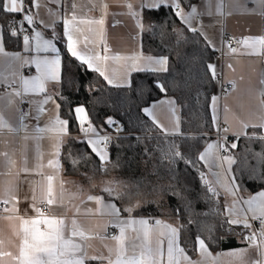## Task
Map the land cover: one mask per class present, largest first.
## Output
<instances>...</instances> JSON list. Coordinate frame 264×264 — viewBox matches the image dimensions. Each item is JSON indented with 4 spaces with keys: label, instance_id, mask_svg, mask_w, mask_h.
Returning <instances> with one entry per match:
<instances>
[{
    "label": "crops",
    "instance_id": "1",
    "mask_svg": "<svg viewBox=\"0 0 264 264\" xmlns=\"http://www.w3.org/2000/svg\"><path fill=\"white\" fill-rule=\"evenodd\" d=\"M37 3H39L41 7L31 8V12L34 15V22L32 25L28 26L31 30L35 28L36 31L40 32L44 39H52L53 43L56 44V47L59 50V55L61 51L58 42L59 38L63 39L67 51V38L63 36L64 10L70 9L73 3L76 4L75 12L78 20L99 19L104 14L103 5H108V15L105 16L104 29L105 42L110 49L109 55H115L117 53L121 55H129L133 52H142L145 54L141 47L142 30L136 28V19L123 14L128 10L126 6L118 3L117 0H61V5L59 6L53 5L51 0H37ZM192 5L197 8V12L200 14L192 21V26L198 30L196 33L202 37L209 48L216 53V56L212 61V64L216 67V76L217 74H221L222 83L232 84V90L230 93H221L220 84L216 81V77L214 79L216 87L213 95L217 97V101L213 108L211 99L210 109L212 120L213 116H215V124L213 125L216 129V133L214 138L208 143L217 144L229 140L231 145V143L236 142L237 131L240 129L242 122L257 123L259 122V117L264 115V111L260 108V100L264 99V96H261V93L264 92V84L260 83V81L264 79V50H261L259 53H252L250 49L240 43L237 51L232 52L227 50L224 46V38L226 36H235L243 40L245 37L255 38L264 35V0H196ZM49 9H51V12ZM134 10L140 13L138 19L142 21L144 9L134 6ZM185 11H191V7ZM53 13L60 14L57 16L53 15ZM12 16H15V14ZM116 21H120V23L116 24ZM179 21L183 26L190 30L188 25H185L180 19ZM45 23L49 26L45 27ZM98 27V25L88 24L74 25L73 39L77 41L76 46L79 51H100L103 55L104 43H100L99 37L96 35L95 31H89V28L98 29ZM53 32H55V39L53 38ZM3 37L4 30L0 24V43L4 42ZM32 44L34 45L35 41H32ZM5 51L9 53L18 52L20 56L29 60H31L33 56H48L51 58L55 55V53L51 52H25L23 40H19V49L17 51H8L6 48ZM221 51H223L225 55L223 59L218 56V53ZM122 64V61L118 62L109 60L107 62V75L113 80V84H108L104 77H102L106 84L112 87H117L115 85H123L122 87H127L129 85L131 75L136 72L125 73ZM19 65V61H13L9 57L0 55V116H2L4 121H6L12 128H19L21 123V113H30L29 118L24 120V124L27 125L26 130L9 132L7 128H0V199L7 198L2 194L8 187L11 188L12 195L17 197V200L10 201L7 207L15 206L19 209V212L15 214L21 216H35V213L29 207L33 203V195L36 196V202L39 206L41 200V186H46V176L52 175L54 178L53 184L57 203L51 206L52 211L50 215L55 214L58 217H63L68 223H70L72 219H76L86 234L93 237L83 241L76 238L77 242L84 246L85 264H107L106 258L109 256L108 247L114 246L115 244L111 238L107 237V233L110 229H115V235H119V228L113 226V223L111 222L112 217L105 215L103 212L104 206L107 204H114L116 208L121 210L120 219H161L164 224H171L173 227L180 228L179 220L172 216L135 215L133 212L129 214L124 211L127 207L122 206V203H117L116 197L112 195L110 196L106 189H101L96 186L94 179L88 180L86 178L87 174L82 177H71L66 175L61 157L69 138L72 137L70 131L66 134L59 135L60 169L56 170L48 167V160L55 159L52 153L55 151L53 144L55 143L57 134L54 132H37L36 129L45 128L49 124L50 119L55 120L57 116L60 118L59 108L57 109L52 102V100H54L55 103L58 104L57 98L59 96L60 83L47 81L43 93H28L24 97V102L22 103L19 102L20 98L13 97V104L9 106L7 103L8 97L5 96L4 87L7 85L3 83L4 78L7 77L9 80L13 79L11 73L17 70L19 76L25 78L37 74L34 64L29 63L23 67H20ZM229 65H231V67H229ZM26 67L30 68L33 73H24L23 68ZM95 73L99 75L98 72ZM16 79L18 80V77H16ZM14 89L22 91V86L19 82L9 88L7 92L11 93ZM49 96L52 97V100H49L46 104L42 103L46 97ZM168 98L170 97L165 96L160 100ZM160 100L152 102L147 107H151L153 103H157L156 108L164 118V122L161 124L171 129L173 124L178 123L179 132L169 135L180 134V116L175 113V117L171 118V106L160 105L158 103ZM29 101H31V103H29ZM225 106H227L228 111H225ZM39 107H43L44 111L42 113L37 111ZM153 111L155 114L156 111L154 109ZM37 115L40 117L39 120L35 119ZM148 118L151 120L150 117ZM176 118H178V121ZM225 128L229 129L227 133L224 132ZM157 129L164 134L159 128ZM250 129H252L251 126L243 129L244 134L239 135V138L250 134ZM261 130L264 135V129ZM25 136L28 138L25 139ZM82 136L85 137L87 141L90 138H97V134L92 132L87 133V135L83 133ZM89 147L91 149L90 145ZM4 153H7L8 158L15 161V166L11 169L3 155ZM219 154L221 156L231 155L229 151L224 152L222 149L219 150ZM25 161H27L26 164ZM201 162L206 170L207 180L215 191L217 193L219 192L224 197V218L242 219L243 214H240L239 217H232L231 213L227 210L232 208L234 201H238L236 205L237 209L243 208L246 212L247 205H245L243 201L256 193L247 194L241 191L236 183L238 188L236 195H229L224 187L215 182L216 178L213 173L221 171V169L216 166V163L218 162L213 163L211 167L206 161L201 160ZM37 164H42L43 168L37 169ZM233 165L230 166L231 175L225 176L226 181L235 180ZM25 166L30 170L28 173L21 171ZM224 170H229L227 164L224 165ZM99 177L101 178L102 176L99 175ZM62 182L64 205H61L59 202L62 191ZM33 189H35V192ZM88 195L99 196L102 203L97 205L94 200H87ZM1 204L3 203H0V205ZM77 207L79 208V212L76 211ZM97 207L101 209L100 213L96 212ZM88 209L92 210L91 214L87 213ZM8 215H14V213H5L3 209L0 208V232H2L4 238H11L18 243V240L12 235V222L3 219V217ZM247 215L248 217H251V213H248ZM105 224L107 225L106 229L102 227ZM150 225L155 226V223ZM96 233L107 237V239H100ZM126 235L134 237L136 234L129 229L126 232ZM244 237L240 239L241 245L239 247L227 250L212 251L205 242L211 253L210 258L202 256L196 244V255L194 258L188 254L186 249L185 251L190 260L199 261L200 264H241L242 260L247 262L249 259L259 258L255 247L250 245ZM180 246L183 247L181 243ZM163 249L166 258V237L164 238ZM5 250L16 251V249L10 245H6ZM242 250H247L243 257L232 255L233 253ZM92 257H105V259H91Z\"/></svg>",
    "mask_w": 264,
    "mask_h": 264
},
{
    "label": "trees",
    "instance_id": "2",
    "mask_svg": "<svg viewBox=\"0 0 264 264\" xmlns=\"http://www.w3.org/2000/svg\"><path fill=\"white\" fill-rule=\"evenodd\" d=\"M195 1L183 0L181 5L187 10L188 5ZM6 19V14L0 13V21ZM149 21L157 25L166 21L165 31L170 33L175 26L180 35H168L161 41L159 27L153 32L142 31V51L154 57L167 56L168 71L133 73L127 87L109 86L97 73L90 70L85 72L86 66L81 67L80 62L67 53L63 39H58L62 76L57 98L59 115L69 120V131L72 134L61 157L64 172L71 177H82L89 173L104 178L112 176L123 185V197L125 195L131 202L140 203L133 211L135 215H167L177 218L181 229L180 243L192 258L196 255L197 236L204 239L212 251L239 247L240 239L252 234L251 229H245L242 224L219 226L225 220L224 197L216 191V194L208 193V185L204 184L200 175L203 172L207 179L199 156L216 133L210 109L216 83L207 70L208 63H212L216 53L198 33L183 26L167 8L154 13L144 10L142 22L147 25ZM0 24L4 36L5 32L10 36L5 44L6 50L17 51L18 36H11L5 23ZM157 82L165 85V93L155 87ZM165 96L172 97L179 108L180 134L165 136L142 111L144 107ZM78 106H83L88 115L84 127L91 123L98 134L114 132L105 123L108 117L122 125L120 136L112 139L107 150L108 162L104 169L100 167L99 157L91 152L86 138L79 131L80 125L74 112ZM249 133L236 139V149L230 147L229 140L223 143L237 161L233 165V174L239 189L254 194L264 190V179L260 178L264 173V141L259 139L263 135L261 129L252 128ZM253 134L254 138L249 139ZM173 145L183 154L184 159L173 160L171 165L165 160L161 165V150L168 151ZM69 150L73 156L84 154L88 157L76 165V170L66 159ZM169 167L177 178L173 182L174 186L181 190V194L174 195L171 190L163 192L162 203L165 205L164 213L167 214H161L156 203L161 196L153 193L152 189L159 185L167 188L171 179ZM116 202L121 204L124 201L116 198ZM207 227L213 228L212 238L209 237Z\"/></svg>",
    "mask_w": 264,
    "mask_h": 264
},
{
    "label": "snow or ice",
    "instance_id": "3",
    "mask_svg": "<svg viewBox=\"0 0 264 264\" xmlns=\"http://www.w3.org/2000/svg\"><path fill=\"white\" fill-rule=\"evenodd\" d=\"M118 3L126 6L127 12L123 13L134 19H136V28L153 32L159 27V35L161 41L168 35H180L179 30L173 26L171 32H166L167 27L166 21L157 25L154 21H149L147 25L143 23L138 17L140 13L134 10V6H138L141 9L147 10L149 13H154L156 10L161 8H167L172 15L176 18H179L185 25H188L192 32H197L198 30L192 26V21L195 20L198 15L197 8L194 5L189 4L191 11L186 12L184 8L181 7L183 0H117ZM53 5H61V0H51ZM41 5L37 3V0H0V13L6 14L8 19L12 18V15L15 14L17 19H23L27 25H32L34 22V15L31 12V8H40ZM76 4L73 3L70 9L64 10V19H63V36L67 38V53L71 57L80 61V66L85 68V72L92 70L98 72L101 77L108 82V84H113V80L107 75V62L112 61H122V67L125 73L130 72H152V73H163L168 71V57L160 56L154 57L152 55H145L142 52H133L129 55H121L119 53L115 55H109L110 49L107 47L105 42V16L108 15V5H103L104 14L99 19H77L75 12ZM51 12V9H49ZM23 13L22 17L20 14ZM60 13H53V15H59ZM167 16V13L165 14ZM43 22V21H42ZM0 23H6V21H0ZM116 24L120 21H116ZM77 24H88V25H98V29L89 28V31H95L96 35L99 37L100 43H104L103 55L100 51L92 52L91 50L87 52H82L77 49V41L73 39L74 25ZM49 25L45 23V27ZM115 26V25H114ZM18 31L16 27L11 28V36H17ZM53 38L55 39V32H53ZM10 36L5 32L4 42L0 43V55L4 57H9L13 61H19L20 67L27 65L29 63L35 65L36 75L25 78L19 76L18 70L13 71L11 76L13 79L9 80L7 77L4 78L3 83L7 85L8 88H11L13 85L18 82L22 86V91L13 90V92H7L5 90V96L8 97V105L13 104V97L20 98L19 102H24V97L28 93H43L45 91V83L47 81H54L57 83L61 82V57L59 55V50L56 47V44L53 43L52 39H44L40 32L36 31L35 28L32 29L31 37L27 34L23 35V46L24 51H34L36 53H55L51 58L48 56H33L31 60L20 56L17 53H9L5 51V44L7 43ZM32 41H35V44H32ZM246 48L250 49L252 53H259L261 50H264V35L259 37H245L243 40L239 41ZM232 52H236L237 49H231ZM231 67V65H229ZM207 70L211 73L212 78L216 77V67L212 63H208ZM18 77V80L16 79ZM261 84H264V79L260 81ZM117 87H122L123 85H115ZM155 87L159 89L161 93L167 91L163 83L157 82ZM261 96H264V92L261 93ZM212 105L215 107L217 97L212 96ZM49 100H52V97H46L42 103H48ZM55 107L58 109L59 104H56L52 100ZM31 103V101H29ZM160 105H175V101L172 99H163L158 102ZM157 107V103H153L151 107H144L142 109L143 113L150 117L153 124L159 128L165 136L169 134H176L179 132L178 123L173 124L172 128L169 129L159 122L156 115L154 114L153 109ZM260 108L264 111V99L260 100ZM39 113L44 111L43 107L37 109ZM225 111H228L227 106H225ZM76 120L79 122L80 128L79 131L85 133L92 132L97 133V129L92 127L91 123H88L87 127L84 125L88 122V115L85 112L83 106H78L74 108ZM173 117H175V108L172 109ZM51 115V114H50ZM30 113L22 112L20 115V127L12 128L10 125L4 121L3 117L0 116V128H7L9 132H15L20 130H26L27 125L24 124V120L28 119ZM35 119L39 120L40 117L37 115ZM178 121V118H176ZM109 126L114 125V121L111 117L105 121ZM213 124H215V116H213ZM264 129V115L259 117V122L250 123L242 122L240 129L237 131V138L239 135L244 134L243 129L248 127ZM70 124L69 120H62L57 116L55 120L49 121V124L45 128H37V132H54L57 134L53 148L55 151L52 155L55 159L48 160V167L54 168L56 170L60 169V150H59V135L66 134L69 131ZM121 129L117 128V132ZM228 128L224 129V132L227 133ZM28 137L25 136V139ZM150 138V137H149ZM254 138L249 137V139ZM111 137L109 135L100 136L97 133L96 139H88L87 144L91 146V150L95 153L100 159V167L105 168L106 163L108 162V152H107V143L110 141ZM139 140L140 137H137ZM259 139L264 141V135L260 136ZM104 145L103 147L101 145ZM230 147L232 149L237 148V143H231ZM222 149L224 152H228V147L225 143H208L203 152L200 153L199 159L206 161L211 167L213 163H216V166L221 169L219 172L213 173L216 180L215 182L222 187L229 195H236L238 190L235 180L226 181L225 176L231 175L230 166L236 164L237 161L231 155L219 154V150ZM216 150V151H214ZM147 149L145 152L147 153ZM7 160L9 168L15 166V161L11 158H8L7 153L3 154ZM260 155V153H257ZM70 164H72L74 170H76V165L80 164L81 161H86L88 159L87 155L73 156L72 151L69 150L68 156L66 157ZM180 159L183 160L184 156L179 151L176 150L173 145L169 148L168 151L161 150V165L165 160L168 161L171 165L173 160ZM27 161H25V164ZM229 166V170H224V165ZM37 169L43 168L42 164L36 165ZM24 173H28L30 170L25 166L21 169ZM169 174L171 179L167 188L163 185L153 187V193H159L161 198L157 200L159 211L161 214L165 211V205L162 203V194L165 191L171 190L174 195L179 196L181 190L175 188L174 183L176 181V176L173 173V170L169 167ZM201 178L203 179L204 184L208 185L207 192L211 194H216L215 189L211 186L209 181L204 178V173L201 172ZM88 180H91V176L86 177ZM261 179H264V173L260 175ZM46 186H41V200L40 202L49 206V211H52L51 206L57 203V197L54 192L53 176H46ZM61 194L59 202L61 205H64V191H63V182L61 183ZM35 192V189H33ZM109 195L122 196L123 193L114 190L112 188L106 189ZM3 196L7 198L0 199V203H3V211L5 213H14V215H8L3 217V219L8 220L11 223L12 235L18 240L16 243L11 238H4L2 232H0V264H85V252L84 246L77 242L76 238L79 240H88L93 238L90 235H87L86 232L81 228L76 219H72L70 223L66 222V219L63 217H58L55 214L45 215L41 207L38 206L36 202V196L33 195V203L29 206L31 210L35 213V216L15 214L19 212V209L15 206L7 207L10 201H16L17 197L12 195L11 188L8 187L4 190ZM71 198V197H70ZM210 199V197H206ZM87 200L95 201L97 205H100L101 198L99 196L88 195ZM238 201H234L232 208L228 209L232 217H239L240 214H243V218H227L220 222V227H224L227 224L229 227L232 225L242 224L245 229L252 228V225L248 220V213H251V220L260 221L259 229V241H257V233L254 231L252 234L247 235L244 239L249 242L250 245L254 246L258 257L257 259H249L247 262L241 261V264H264V190L257 192L255 195L250 196L248 199L244 200L243 203L247 205V211L243 208L237 209ZM139 207V204L131 205L124 209V211L131 214L135 208ZM79 212V208L76 209ZM178 211V210H177ZM97 213L101 212V209L97 207ZM103 212L105 215L112 217L113 226L119 228V235L111 236V240L115 242L114 246L108 247L109 256L107 259V264H200L199 261H192L189 259V256L186 254L185 248L180 246V233L181 229L178 227H173L171 224H164L161 219L155 220V226L150 225L148 219H132L127 220L120 219L121 210L116 208L114 204H107L104 206ZM88 214L92 213L91 209L87 210ZM215 215L216 213L213 212ZM66 215V213H65ZM191 223V221H190ZM103 228H107V225H103ZM131 229L135 232L134 237H129L126 235L127 230ZM209 232V237L213 232L212 227H207ZM100 239L105 240L107 237L96 233ZM167 239V249H166V258L165 252L163 249L164 238ZM195 244L198 246V250L201 255L205 258H210L211 253L206 246L205 240L197 236ZM6 245H10L15 248L16 251L5 250ZM247 250H242L232 255L237 257H243ZM114 257V258H113ZM91 259H105V257H92Z\"/></svg>",
    "mask_w": 264,
    "mask_h": 264
},
{
    "label": "built area",
    "instance_id": "4",
    "mask_svg": "<svg viewBox=\"0 0 264 264\" xmlns=\"http://www.w3.org/2000/svg\"><path fill=\"white\" fill-rule=\"evenodd\" d=\"M23 13L20 14V16L22 17ZM16 27L17 31H18V38L19 40H23V35L27 34L31 37L32 35V30L31 28L26 24L25 21H23V19H17L16 16H12L11 19H6V23H5V28L7 29V31L11 34V28L12 27ZM239 41H241V39L239 37H235V36H226L224 38V46L226 47L227 50L231 51V49L238 48V45L240 44ZM218 56L223 59L225 57L223 51L218 53ZM23 72L27 73V74H32L33 71L30 68H23ZM216 81L219 82L220 84V92L221 93H230L232 90V84L228 83V84H224L222 83V76L221 74H217L216 76ZM8 90L9 88L7 86L4 87V90ZM87 127V126H85ZM112 129H113V133H106V134H100V136L103 135H109L111 137L110 141L107 143V150H109L110 145H111V141L113 138L120 136L119 132H117V128H122L121 124L115 123L114 125H111ZM102 147L104 146L103 144L101 145ZM4 207H6L4 204L0 205L1 209H4ZM39 207L42 208V210L44 211L45 215H50L51 211H49V206L43 204V203H39ZM249 223L252 225L251 232L253 233L254 231L257 233V241L259 239L258 237V231L260 229V221L259 220H251V217H248ZM149 223L150 224H154L155 221L153 220V218H149ZM116 234L115 229H110L107 233V237L111 238V236H114Z\"/></svg>",
    "mask_w": 264,
    "mask_h": 264
},
{
    "label": "rangeland",
    "instance_id": "5",
    "mask_svg": "<svg viewBox=\"0 0 264 264\" xmlns=\"http://www.w3.org/2000/svg\"><path fill=\"white\" fill-rule=\"evenodd\" d=\"M168 99H172V100H174L173 98H168ZM220 104V103H219ZM173 107L175 108V113L179 116V110H178V106H177V104L175 103V105H172L171 106V110H170V113H171V118L173 117V114H172V109H173ZM155 111H156V113H155V115H156V117H157V119L159 120V122L160 123H162V122H164V118L161 116V114H160V112H158L159 110H157V108H155L154 109ZM222 140H224V139H222ZM96 155V154H95ZM87 176H91L92 177V179L91 180H93L94 179V183H95V185L96 186H98V187H100L101 189H107V188H112V189H114V190H118V191H120V192H122L123 193V185L120 183V182H118V181H116L112 176H110V177H106V178H104L103 176L100 178L99 177V175L98 174H96V173H89V174H87ZM112 177V178H111ZM219 193V192H218ZM112 196H114V197H116V198H118V199H120V200H122V201H124L123 203H122V206H124V207H129V206H131V205H136V204H140L139 202H135V201H130V200H128V198H126V196L124 195V197H123V195L122 196H116V195H112ZM128 200V201H127ZM141 201V200H140ZM136 209V208H135ZM163 214H167V213H163ZM155 221V220H154ZM258 233H259V231H258ZM258 237H259V235H258ZM260 239V238H259ZM259 239H258V241H259Z\"/></svg>",
    "mask_w": 264,
    "mask_h": 264
}]
</instances>
